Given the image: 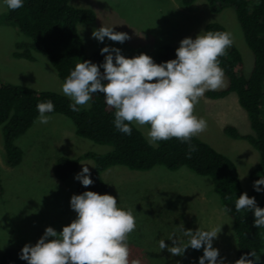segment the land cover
<instances>
[{
    "label": "rangeland",
    "instance_id": "1",
    "mask_svg": "<svg viewBox=\"0 0 264 264\" xmlns=\"http://www.w3.org/2000/svg\"><path fill=\"white\" fill-rule=\"evenodd\" d=\"M71 4L91 8L95 13L93 23L78 26L87 53L108 45L119 48L126 57L143 52L159 63L155 55L160 45L178 47L182 38L190 36L194 39L204 30L205 23L216 21L232 33L233 44L242 56L244 74L248 75L251 70L253 56L231 7L211 12L205 0H196L189 6H182L179 0H71ZM4 10L5 7H0V13ZM102 25H114V31L128 33L129 39L120 43L105 37L99 42L91 33ZM23 37L15 27L0 25V79L37 90L62 93V81L47 56L34 53V61L11 56L14 42ZM100 70L103 72V68ZM224 79L225 86V76ZM261 106L264 113V100ZM194 114L207 121L206 129L197 137L235 163L243 190L249 194V173L258 163V152L247 141L230 138L222 132L226 124L235 126L243 134L251 132L247 115L238 104L235 93L217 99L204 94L194 106ZM48 115L51 119L47 124H40L36 118L32 126L15 140L23 151L21 162L15 166L4 161L0 126V179L3 187L0 195V250L34 244L47 226L59 232L75 218L76 213L69 203L79 182L74 176L83 167L81 163L91 164L87 165L91 170L93 161L81 159L75 173L61 180L53 174L58 156L75 157L85 151L103 153L110 149L108 145L76 135L72 121L66 116L59 113ZM147 128L145 125L139 129L145 138ZM102 176L109 194L117 198L118 205L131 209L136 220L135 230L128 235L130 261L198 264L203 247L196 250L189 246L183 255H173L167 248L160 251L159 241L164 239L166 245H172L173 241L167 237L175 233L182 238V226L195 231L199 227L209 229L221 225L213 246L219 250L218 259L223 257L226 264H234L232 220L222 209L208 177L197 175L186 167L171 171L161 165L145 171L113 165L104 170Z\"/></svg>",
    "mask_w": 264,
    "mask_h": 264
},
{
    "label": "trees",
    "instance_id": "2",
    "mask_svg": "<svg viewBox=\"0 0 264 264\" xmlns=\"http://www.w3.org/2000/svg\"><path fill=\"white\" fill-rule=\"evenodd\" d=\"M179 1L182 6H189L196 0ZM205 1L211 12H219L225 7L234 10L244 41L253 56L251 70L245 75L240 52L234 44L228 47L225 54L218 57L220 67L224 69L226 85L215 91H205L204 94L208 98L217 99L233 92L245 111L250 133H240L230 124L224 125L222 132L230 138L247 141L258 152V163L249 173L248 195L255 197L258 206L264 207V192H256L253 188V182L264 175V113L261 106L264 100V0H260L259 4L257 0ZM94 20L95 13L91 8L75 6L71 0H24L23 7L16 10L5 7L0 13V25L15 27L24 36L14 42L11 56L30 61L35 60L34 53L47 56L62 82L78 61L90 60L100 64L104 60L106 54H101L98 49L88 53L85 51L78 31L80 24H90ZM204 30L226 31L216 21L205 23ZM176 48L171 44L160 45L155 55L157 62L175 58ZM46 100L54 103L52 113L62 114L72 121L76 135L110 146L103 153L85 151L75 157L60 155L55 159L53 174L61 180L75 173L81 159H92L90 174L93 183L83 186L79 181L75 194L86 190L109 193L102 173L113 165L140 171L156 165L171 171L186 167L210 179L222 209L231 218L235 261L242 254L254 250L260 257L255 264H264V228H257L253 224L254 214L251 210H235V200L244 192L235 163L197 136L191 140L197 150L188 158V145L177 138L159 141L158 145L149 144L134 124L131 125V135L120 133L113 124L115 110L106 105L102 93L93 94L90 108L84 106L79 111H72L69 107L72 101L62 93L37 90L0 79V126L3 157L7 165L15 166L21 162L23 151L15 140L38 117L37 103ZM260 187L264 188V185ZM2 191L0 179V195ZM225 208L229 211H225ZM20 250V247L0 250V264H27V261L19 258ZM248 259L254 258L249 256Z\"/></svg>",
    "mask_w": 264,
    "mask_h": 264
},
{
    "label": "clouds",
    "instance_id": "3",
    "mask_svg": "<svg viewBox=\"0 0 264 264\" xmlns=\"http://www.w3.org/2000/svg\"><path fill=\"white\" fill-rule=\"evenodd\" d=\"M23 5L24 0H0V7L8 10ZM114 25H102L91 35L99 42L105 37L120 43L129 39L128 33L114 31ZM232 44L231 32L202 30L194 39L182 38L175 49V58L160 63L143 52L126 57L119 48L105 45L100 49L101 54H106L104 60L100 64L78 61L64 78L61 91L72 101L69 105L72 111H79V106L90 108L93 94L102 93L106 105L115 110L113 124L120 133L131 135L133 123L138 130L147 125L145 135L149 144L177 138L188 145L186 156L191 158L197 150L192 138L207 127V121L194 114V106L205 91L224 86V69L218 57ZM54 108L51 100L38 102L37 122L47 124L51 119L48 113ZM81 164L83 167L74 179L83 186L91 185L93 180L87 166L91 164ZM261 185L264 175L253 182L254 190L264 192ZM69 203L75 218L61 231L47 226L34 244L25 243L19 253L21 260L27 264H140L139 259H129L128 235L136 228L131 209L118 205L117 198L109 193L92 190L73 194ZM234 206L237 212L251 210L253 224L264 228V207L257 205L255 197L242 192ZM220 230L221 225L199 227L195 231L182 226V238L170 234L167 238L173 244L166 245L161 239L159 250L167 248L173 255H183L189 246L196 250L203 247L198 264H226L223 257L218 259L219 250L213 246ZM249 256L254 259H248ZM259 258L252 250L242 254L234 264H255Z\"/></svg>",
    "mask_w": 264,
    "mask_h": 264
}]
</instances>
